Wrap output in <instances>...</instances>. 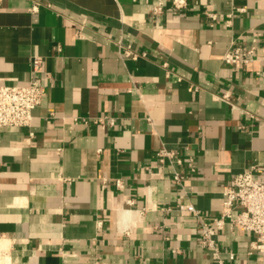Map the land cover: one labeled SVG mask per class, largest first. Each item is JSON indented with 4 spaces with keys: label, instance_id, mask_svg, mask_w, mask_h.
<instances>
[{
    "label": "crops",
    "instance_id": "crops-1",
    "mask_svg": "<svg viewBox=\"0 0 264 264\" xmlns=\"http://www.w3.org/2000/svg\"><path fill=\"white\" fill-rule=\"evenodd\" d=\"M170 1L0 0V83L27 84L34 56L48 75L30 128L0 130V264H213L195 217L162 208L210 218L234 175L264 183V63L222 61L231 41L264 44V0ZM216 239L262 264L251 233Z\"/></svg>",
    "mask_w": 264,
    "mask_h": 264
},
{
    "label": "built area",
    "instance_id": "built-area-1",
    "mask_svg": "<svg viewBox=\"0 0 264 264\" xmlns=\"http://www.w3.org/2000/svg\"><path fill=\"white\" fill-rule=\"evenodd\" d=\"M170 2L174 11L185 10L188 6L187 0H171ZM242 10L238 9L237 11ZM161 11L162 7L158 4L153 7L152 14L157 15ZM207 17L211 24L222 20V17L215 14H207ZM230 18L229 14L227 20L222 22L229 25ZM258 48H264V44H260L257 39H253L249 46L231 41L228 49L222 55V61L226 65H238L243 69L254 62L264 63V57L261 59L257 55ZM30 67L32 76L27 84L0 83V130L3 128L29 129L31 126L32 112L40 105L45 93L43 78L48 75L44 72V61L40 56L32 57ZM262 71L256 70L255 74H260ZM39 73L42 75L39 76ZM227 97V94H223L221 99L227 101ZM98 122L113 124L111 119L106 121L99 119ZM29 136H33L31 132H29ZM155 156L159 163L163 164L167 161L170 165L182 166L185 164L189 173L194 172L192 161L178 157L173 150L162 147L155 153ZM255 172L254 167H248L234 175L224 185L221 210L213 217L204 216L191 203H177L174 207L162 208L166 212L177 211L195 217L198 224V241L203 248L209 250L213 264H232L235 260L233 253H228L227 257H223V252L216 239L217 234L226 227H229L232 232L240 230L251 233L254 239L250 243V250L261 255L262 264H264V183L254 176ZM172 179L176 184L181 185L185 175L175 172ZM115 184L118 188L124 186L121 181H116Z\"/></svg>",
    "mask_w": 264,
    "mask_h": 264
}]
</instances>
